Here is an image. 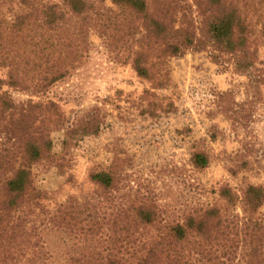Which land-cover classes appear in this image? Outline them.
<instances>
[{
  "label": "trees",
  "instance_id": "trees-1",
  "mask_svg": "<svg viewBox=\"0 0 264 264\" xmlns=\"http://www.w3.org/2000/svg\"><path fill=\"white\" fill-rule=\"evenodd\" d=\"M91 32L150 84L144 101L170 86L171 59L206 52L264 104V0H0V69L28 97L0 87V264H264V184L219 182L212 202L177 211L153 193L119 197L113 168L91 171L92 191L63 202L35 184L39 164L66 172L70 144L100 129L98 108L74 117L51 97L82 63ZM237 158L233 177L252 167ZM190 164L205 170L208 153L194 150Z\"/></svg>",
  "mask_w": 264,
  "mask_h": 264
},
{
  "label": "rangeland",
  "instance_id": "rangeland-1",
  "mask_svg": "<svg viewBox=\"0 0 264 264\" xmlns=\"http://www.w3.org/2000/svg\"><path fill=\"white\" fill-rule=\"evenodd\" d=\"M105 4L110 6L108 1ZM89 41L82 63L53 89L51 97L74 117L98 108L101 125L96 135L70 144L69 170L62 173L44 163L35 170V184L54 202L92 191L88 174L110 168L122 178L119 197L153 193L162 207L175 211L212 202L210 190L219 182L232 187L241 182L264 184V104L245 93L244 77L217 66L206 52H188L170 60L171 84L155 91L158 100L144 101L141 97L150 84L129 65L115 62L94 32ZM260 60L264 68V49ZM0 87L16 101L28 98L7 69H0ZM162 97L166 99L160 101ZM159 103L172 104L168 113L158 110ZM227 109L234 112L236 123L226 117ZM61 136L52 133L55 141ZM194 150L209 155L210 164L203 171L190 164ZM237 156L247 158L252 167L233 177L228 167L236 166Z\"/></svg>",
  "mask_w": 264,
  "mask_h": 264
}]
</instances>
